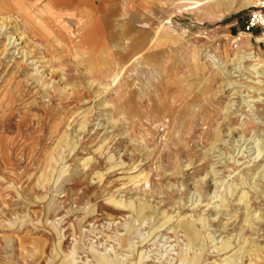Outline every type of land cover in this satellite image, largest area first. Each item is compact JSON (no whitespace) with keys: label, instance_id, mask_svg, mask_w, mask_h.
<instances>
[{"label":"rangeland","instance_id":"obj_1","mask_svg":"<svg viewBox=\"0 0 264 264\" xmlns=\"http://www.w3.org/2000/svg\"><path fill=\"white\" fill-rule=\"evenodd\" d=\"M1 15L0 264H264V0Z\"/></svg>","mask_w":264,"mask_h":264},{"label":"bare ground","instance_id":"obj_2","mask_svg":"<svg viewBox=\"0 0 264 264\" xmlns=\"http://www.w3.org/2000/svg\"><path fill=\"white\" fill-rule=\"evenodd\" d=\"M183 1H187V3L188 4H197L198 3V1L199 0H183ZM12 5V4H11ZM45 7V6H44ZM10 9V8H9ZM124 9V8H123ZM9 11V10H8ZM124 11V10H123ZM126 13V12H125ZM33 14V13H32ZM47 15V14H46ZM123 15V14H122ZM48 16V15H47ZM47 16H45L46 17V20H47ZM84 16H81V18H83ZM0 18H1V23L3 22V20H5V19H12L9 15H1L0 16ZM38 18V17H37ZM80 21H82L81 19H79V20H77V23H80ZM3 27H5V26H3V24L2 25H0V31L2 30V28ZM161 28V26H159V28L158 29H156V32L159 30ZM158 33V32H157ZM156 34V33H155ZM159 34V33H158ZM163 34V33H162ZM20 38L22 37L21 35L19 36ZM57 37V36H56ZM174 37V36H173ZM12 38V36H10V38L8 39V43L6 44V46H5V49L7 50V53H9V50H10V48L8 47L9 46V44L11 43L12 44V46L11 47H16L17 46V44H19V43H16V38H14L12 41L10 40ZM156 38V37H155ZM258 39H259V37H258ZM172 40H174V38L172 39ZM152 42V41H151ZM150 42V43H151ZM156 44H157V42H156ZM155 44V45H156ZM24 46V45H23ZM76 48V47H75ZM78 50H79V48H77ZM27 51H29V50H27ZM27 51H25V53H27ZM105 52V51H104ZM13 53V52H12ZM84 54H86V53H84ZM251 52H244V54L241 56V58H246V59H248L249 57H251ZM103 55V54H102ZM140 55V54H139ZM142 55V54H141ZM34 56V55H33ZM215 57V56H214ZM31 58V57H30ZM142 58V57H141ZM237 59V58H236ZM236 59H235V61H236ZM207 60V59H206ZM235 61H234V63H235ZM246 61V60H245ZM14 62V61H13ZM40 62H43V61H40ZM237 62H239V61H236V63ZM36 63V62H35ZM193 64V63H192ZM244 65V64H243ZM212 66V65H211ZM237 66V65H236ZM237 68H240V69H244L245 71H253V70H255V69H259V67H254V66H250L249 68H247V67H245V66H243L242 67V65H241V63H238V67ZM236 70V69H235ZM48 71V70H47ZM224 71V70H223ZM238 71V70H237ZM225 72V71H224ZM254 72V71H253ZM256 73H258V74H260V72H258V71H256ZM264 74V73H263ZM262 74V75H263ZM40 76V75H39ZM231 76V75H230ZM254 76V75H253ZM42 77V76H41ZM108 77L110 78V79H112V80H115V79H117L118 78V72H116V71H112V72H110L109 74H108ZM43 79V78H42ZM253 80V79H252ZM249 84V83H248ZM64 87H65V85H64ZM66 88V87H65ZM60 89V88H59ZM62 90V89H61ZM142 101V100H141ZM102 103H103V101H102ZM147 104H148V102H147ZM145 106H147V105H145ZM147 108V107H146ZM129 109V108H128ZM154 111V110H153ZM134 126V125H133ZM134 131V130H133ZM141 141V140H140ZM139 199V198H138ZM137 202V201H136ZM120 203V202H119ZM132 203V202H131ZM135 204V203H134ZM133 205V204H132ZM145 210V209H144ZM139 212V211H138ZM173 216V215H172ZM138 217V216H137ZM185 217V216H184ZM186 217H188V216H186ZM163 218V217H162ZM139 219V218H138ZM141 219V218H140ZM182 219V218H181ZM185 219V218H184ZM167 221V220H166ZM193 221V220H192ZM191 221V222H192ZM189 226V225H188ZM195 226V225H194ZM191 228H192V226H191ZM183 232V231H182ZM194 232V231H193ZM195 234V233H194ZM197 239V238H196ZM133 251V250H132ZM98 252V251H97ZM185 252V251H184ZM70 262H69V264H74L75 263V260L74 259H71V260H69ZM99 261L102 263V264H118L117 263V261H114L113 259H109V258H106L103 254H100L99 255ZM185 262V261H184ZM132 264V263H131Z\"/></svg>","mask_w":264,"mask_h":264}]
</instances>
